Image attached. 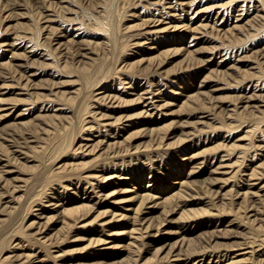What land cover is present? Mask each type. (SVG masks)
<instances>
[{
    "label": "bare ground",
    "instance_id": "bare-ground-1",
    "mask_svg": "<svg viewBox=\"0 0 264 264\" xmlns=\"http://www.w3.org/2000/svg\"><path fill=\"white\" fill-rule=\"evenodd\" d=\"M26 2L0 0V264H264V0H37L18 30ZM171 54L185 64L163 73ZM181 110L192 121L161 125ZM120 235L143 250L119 263Z\"/></svg>",
    "mask_w": 264,
    "mask_h": 264
},
{
    "label": "rangeland",
    "instance_id": "rangeland-1",
    "mask_svg": "<svg viewBox=\"0 0 264 264\" xmlns=\"http://www.w3.org/2000/svg\"><path fill=\"white\" fill-rule=\"evenodd\" d=\"M215 1H217L219 3H225V2H227L229 0H215ZM26 3H27V10H22V9L16 8V9L12 10L14 12L13 17H11V18L8 19L9 25L18 26L17 27L18 30L20 28L21 29H23V28H29V27H27V24H29L30 22H28V20H22V21L16 20L17 14H19V13H26V14H29L30 15V13L34 12L35 9L37 8V0H27ZM137 9H138V7H135L134 6V7H132L130 9V11H131V13H134V12L137 11ZM137 23L138 22H134L133 25H135ZM88 29L91 32L96 31L95 28L92 27V26H89ZM262 34H264V32H262ZM164 49L166 50V49H169V48L167 47V48H164ZM7 54H9V52ZM205 58L206 57H202V59H205ZM119 59L121 61V58H119ZM133 61H135V60H133ZM160 61L161 62H159V63H163V67H162L163 73H172L173 74V73L178 72L184 66V64H185V54H179V55H172L171 54L169 56L163 55V56H161ZM133 64L134 63H132L131 65H129L128 68H129L130 71H134L135 72L136 69H138V68L137 67H134ZM146 71L147 70H145V71H143V70H137L136 71V74H142V73H144ZM208 75H209V71H205L204 74L200 77V80H203L204 77H206ZM178 76H180V75H178ZM178 79H179V82L177 83V85L180 88H182V85L187 82V79H185V77L184 78H178ZM192 82H193V80H189L188 81V83H192ZM220 83H221V85H226V84H230V83H231L230 85H232L233 79L232 78H227V80H220ZM195 84H193V85H195ZM230 85H228V86H230ZM176 88L177 87H175V89ZM230 92H231L230 90H224V91L222 90V91L216 92L215 94H210L214 98V100H212V102H216V101H226V100H228L229 99L228 98V95L230 94ZM192 93H197V91L195 90ZM186 94H191V93H186ZM186 100H187V97H183L182 101H186ZM178 109L180 110L179 106H171L166 111H168V113H172L173 110L175 112H177ZM138 112H139V110L137 109V105L131 103V104H129V105H127L125 107V109L123 110L122 114L123 115H126L127 117H135L136 118V114ZM183 113L185 114V112H183L181 110V112H180L181 116L180 117L179 116H177V117L175 116L174 117L172 115H167V118L162 122L161 125L165 127V125L168 126V125H171L172 123H174L173 125H174V127H176V126H178L180 124H183V123H185L187 121H192L191 119H189L188 116L183 115ZM175 115H176V113H175ZM232 125L233 124H231V126ZM233 133H234V136H236V138H237L238 135H240L242 133V130L237 131V129H234V132ZM127 135L128 136L131 135V137L133 139V140H131V143L133 145H140L141 144V146H142V144L145 141L148 140L145 137H142L141 127H135L133 129H131L125 136L127 137ZM179 137H180V134L177 133L176 134V137L173 138L171 140V142L177 141L179 139ZM201 146H203V147L200 148L199 151H203V153L207 155V153L211 152V150H213V148L215 147V142H209V143H206V144H202ZM75 158H76L75 160L77 161L78 160L77 159L78 157H75ZM89 159H90V155L88 157H85V158H80L78 161H87ZM127 187L130 188L129 186H121V187L115 188L118 191V193L115 195V197L117 196V199H124L126 196L130 195L131 194L130 191L127 192V193H122V190L125 189V188H127ZM191 207H194V206L193 205H190L187 208H191ZM183 209L184 208H182L181 210H178V212L169 213L168 217H165V221H170V223H164L162 225L161 229H162L163 232H165V230H170V229L171 230H174L175 232L178 230L177 221L180 218V215H181ZM104 210H105V208L104 207L102 208V206H101L98 209H96L94 212H91L89 214L90 217H89V219L87 221L88 222L89 221H94V222L100 223V220L105 219L104 216H101L100 215L101 212H103ZM170 224H173V225L169 226ZM116 230H119V227L116 226V225H114L112 228H109V229L106 230V232L108 234V239L112 237L111 234L113 233V231H116ZM83 236H85L86 239L83 238ZM105 237H107V236H105ZM127 238H128L127 235L116 236L114 243L113 244H110V245H113V247H111L112 248L111 250L113 252H117L118 251V252H120V254L118 256L112 257L111 259H113L115 261H119V263H120V262L127 261V260H129L131 258V256H136L140 252H142L143 249H141V250L138 251L137 248H135V249H133V248L132 249H129L128 246H125L126 243L128 244V240H126ZM222 238H223L222 240L225 241L226 243H230L231 244L234 241L233 239H231L230 236H224ZM70 239H75L76 241H74L72 243L65 244L62 247V250H63V252H66V253L74 256V257H76L78 255H74L72 253V249L83 250V249L88 248V244L90 243V236L85 231L80 232L77 235H74L73 237L71 236ZM176 240H177V238L176 239H173L171 242H174ZM106 245L109 246V244H106ZM83 253L84 252H82L80 254H83ZM154 255L151 252L146 253L144 255L145 256L144 259H142V260L139 259L137 262L139 264L151 263L153 260H155V256ZM110 262H113V261H110ZM79 263H81V262H79Z\"/></svg>",
    "mask_w": 264,
    "mask_h": 264
}]
</instances>
